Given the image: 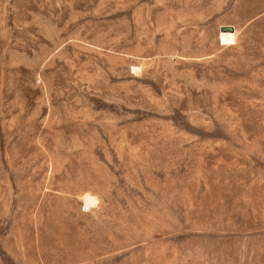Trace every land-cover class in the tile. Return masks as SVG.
I'll return each mask as SVG.
<instances>
[{
    "label": "rangeland",
    "instance_id": "374dc122",
    "mask_svg": "<svg viewBox=\"0 0 264 264\" xmlns=\"http://www.w3.org/2000/svg\"><path fill=\"white\" fill-rule=\"evenodd\" d=\"M0 264H264V0H0Z\"/></svg>",
    "mask_w": 264,
    "mask_h": 264
},
{
    "label": "water",
    "instance_id": "95a60500",
    "mask_svg": "<svg viewBox=\"0 0 264 264\" xmlns=\"http://www.w3.org/2000/svg\"><path fill=\"white\" fill-rule=\"evenodd\" d=\"M224 29L231 30V31L234 30L233 26H231V25H224V26H221V30H224Z\"/></svg>",
    "mask_w": 264,
    "mask_h": 264
},
{
    "label": "bare ground",
    "instance_id": "6f19581e",
    "mask_svg": "<svg viewBox=\"0 0 264 264\" xmlns=\"http://www.w3.org/2000/svg\"><path fill=\"white\" fill-rule=\"evenodd\" d=\"M221 31H230V32H234V30H233V31H231V30H227V29H224V30H221Z\"/></svg>",
    "mask_w": 264,
    "mask_h": 264
}]
</instances>
